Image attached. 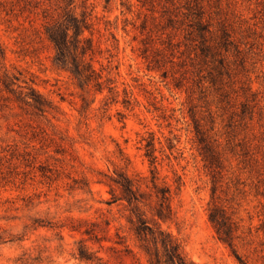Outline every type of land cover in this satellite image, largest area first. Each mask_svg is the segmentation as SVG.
<instances>
[{
    "label": "rangeland",
    "instance_id": "obj_1",
    "mask_svg": "<svg viewBox=\"0 0 264 264\" xmlns=\"http://www.w3.org/2000/svg\"><path fill=\"white\" fill-rule=\"evenodd\" d=\"M84 12L102 91L56 63L47 34ZM0 44L9 71L51 105L0 118V264H95L78 257L80 241L117 263L107 247L128 212L100 181L155 165L181 183L163 226L195 264H264V0H0ZM94 222L109 229L102 241L85 233Z\"/></svg>",
    "mask_w": 264,
    "mask_h": 264
},
{
    "label": "trees",
    "instance_id": "obj_2",
    "mask_svg": "<svg viewBox=\"0 0 264 264\" xmlns=\"http://www.w3.org/2000/svg\"><path fill=\"white\" fill-rule=\"evenodd\" d=\"M88 16L86 12L80 19L77 16L67 15L66 18L48 25L47 34L56 49V63L68 70L81 86L94 83L102 91L105 81L102 80V73L96 70L93 63L95 54L93 39L85 35V31L92 27ZM198 30L201 34L207 30L202 21H198ZM5 61L6 51L0 44V118L6 110L14 108L13 104H18L26 111L31 110L42 115L47 113L51 108L50 103L32 84L21 79V72L19 74L10 72ZM106 81L110 82L111 79L108 78ZM109 90L112 91L113 87L109 86ZM200 142H205L203 137ZM202 148L206 160L208 158L211 163H215L217 157L213 153L207 154L211 151L207 143ZM155 151L154 139L151 138L146 143L145 155L150 158L152 164L157 162ZM3 159L4 157L0 156V170ZM105 176L106 179L100 182H105L109 187L110 198L106 203L124 204L128 212L126 215L128 231L122 234L117 228L114 244L107 247L113 252L111 257L119 260L117 263L110 257L107 259L98 251H93L83 241H80L77 252L81 260L95 264H144V258L145 264H195L185 253L181 242L163 226V223L173 221L175 218L172 201L181 187L179 179L176 180V186L173 188V185L160 178L156 165L150 169V175L142 173L131 175L127 170L122 169ZM210 217L218 227L221 239L233 247L231 229L221 231L224 226L223 221H218L212 212ZM111 222V219L104 220L107 227H110ZM108 231L109 229L104 230L95 222L85 229L90 239L98 242L107 237ZM130 240L134 242L136 249L131 245ZM101 248L103 249L104 246L102 245ZM237 256L240 258L239 255Z\"/></svg>",
    "mask_w": 264,
    "mask_h": 264
}]
</instances>
